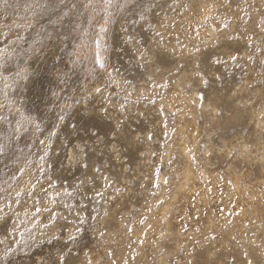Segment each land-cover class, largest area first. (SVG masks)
<instances>
[{"label":"rangeland","instance_id":"1","mask_svg":"<svg viewBox=\"0 0 264 264\" xmlns=\"http://www.w3.org/2000/svg\"><path fill=\"white\" fill-rule=\"evenodd\" d=\"M194 10L209 31L180 36ZM262 156L264 0H0V264H264V221L156 216L187 164L262 179Z\"/></svg>","mask_w":264,"mask_h":264},{"label":"bare ground","instance_id":"2","mask_svg":"<svg viewBox=\"0 0 264 264\" xmlns=\"http://www.w3.org/2000/svg\"><path fill=\"white\" fill-rule=\"evenodd\" d=\"M205 9L210 15V13L215 12L216 8L215 5L207 4ZM204 12H200L198 10L192 11L190 15L185 16L186 18L175 23V32H177L180 36L191 35V37H193V34L208 32L210 23L208 20L209 16H207L208 13L205 15ZM174 96L176 98L174 103L177 108H185L191 101L188 95L185 96V94L180 92V90L176 92ZM173 100H175L174 97ZM194 120L193 116L184 115L183 117V127L184 129H188L190 131L188 133L189 139L187 141L178 142V148L186 156V158L189 157L198 136V125ZM258 163L259 171L261 172L260 175L263 174L262 179H257L258 177L253 179L250 177L248 172H241L233 166H229L228 175L221 174L217 171V169L215 170L211 166L201 168L199 173H195L192 171V167L190 168V164H187L188 166L186 167L185 178H189L188 180L190 183L186 185L184 184L186 181H182L183 183H180L179 185L177 184V192L168 196L169 198L166 201V205H162L160 210H156V216L160 219L166 212H170V214L172 213L171 220L172 223H175V225L181 226L182 228V225L185 223L191 224V228H189L192 231L187 232L189 235L190 232L191 234L197 233L198 236L205 238L207 236V232L210 231L211 228L222 229V231H226V228H228L229 230L226 233L230 235L232 233H239L242 235L244 233V221H248L252 226L255 224L257 225L258 222L260 223V220L264 221L263 156ZM180 179L182 178L180 177ZM233 210H237L239 214L238 217L241 218L235 217L236 219L232 220L229 215V211ZM202 215L205 216L207 222L206 225H203L200 220ZM154 218L156 217H152L151 219ZM160 221L162 222V220ZM159 226L160 225L156 226L153 231L151 230L150 235H148V238L150 239L149 246L145 245L149 247L150 250H153V253L155 252L154 248L158 247V241L160 240ZM145 233L147 234V232ZM185 235L187 236V234H184V236ZM189 235L187 237L190 239L191 235ZM156 250H158V248Z\"/></svg>","mask_w":264,"mask_h":264},{"label":"snow or ice","instance_id":"3","mask_svg":"<svg viewBox=\"0 0 264 264\" xmlns=\"http://www.w3.org/2000/svg\"><path fill=\"white\" fill-rule=\"evenodd\" d=\"M101 30L103 31V29H101ZM101 66H103V65H101ZM96 91H97V92H99V91H100V89H97ZM60 119H61V120H63V119H64V117H63V116H61V117H60ZM92 135H97V133L93 132V133H92Z\"/></svg>","mask_w":264,"mask_h":264}]
</instances>
